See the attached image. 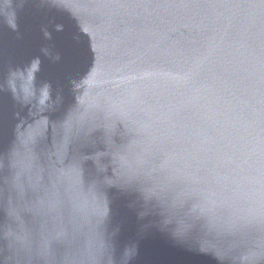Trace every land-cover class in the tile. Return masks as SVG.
I'll list each match as a JSON object with an SVG mask.
<instances>
[{
  "label": "water",
  "instance_id": "1",
  "mask_svg": "<svg viewBox=\"0 0 264 264\" xmlns=\"http://www.w3.org/2000/svg\"><path fill=\"white\" fill-rule=\"evenodd\" d=\"M0 264H264V0H13Z\"/></svg>",
  "mask_w": 264,
  "mask_h": 264
},
{
  "label": "clouds",
  "instance_id": "2",
  "mask_svg": "<svg viewBox=\"0 0 264 264\" xmlns=\"http://www.w3.org/2000/svg\"><path fill=\"white\" fill-rule=\"evenodd\" d=\"M13 0H0V22L6 23L9 27H16V13L12 10ZM40 71V60H31L22 67L10 68L6 78L0 81V91L5 85L13 95L24 103H31L33 100L39 106H44L50 99L47 85L37 87V74Z\"/></svg>",
  "mask_w": 264,
  "mask_h": 264
}]
</instances>
